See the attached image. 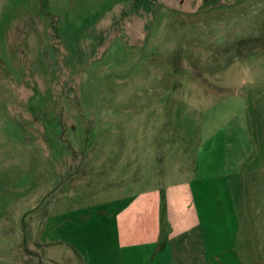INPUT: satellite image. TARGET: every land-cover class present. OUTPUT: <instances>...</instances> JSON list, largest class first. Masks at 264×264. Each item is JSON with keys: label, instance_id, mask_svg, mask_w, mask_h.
Returning a JSON list of instances; mask_svg holds the SVG:
<instances>
[{"label": "rangeland", "instance_id": "rangeland-1", "mask_svg": "<svg viewBox=\"0 0 264 264\" xmlns=\"http://www.w3.org/2000/svg\"><path fill=\"white\" fill-rule=\"evenodd\" d=\"M169 182L264 264V0H0V264H93L99 201Z\"/></svg>", "mask_w": 264, "mask_h": 264}, {"label": "crops", "instance_id": "crops-1", "mask_svg": "<svg viewBox=\"0 0 264 264\" xmlns=\"http://www.w3.org/2000/svg\"><path fill=\"white\" fill-rule=\"evenodd\" d=\"M185 181L177 180L175 185ZM157 184L111 194L109 199L99 201L96 213L109 221L100 220L97 227L101 230L103 225L109 226L110 235L105 232L103 236L101 231L102 237L96 234L89 249L93 264H229L216 260L208 250L197 208L191 205L193 191L188 192L189 200L183 205L186 214L180 206L167 204L176 194L173 184ZM184 192L179 190L176 196ZM71 247L83 261L82 249L72 242Z\"/></svg>", "mask_w": 264, "mask_h": 264}]
</instances>
